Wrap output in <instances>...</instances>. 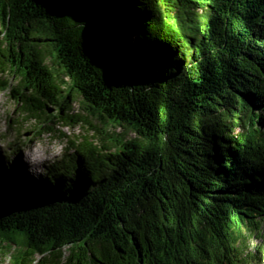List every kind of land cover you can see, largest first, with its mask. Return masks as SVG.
Here are the masks:
<instances>
[{"label": "trees", "instance_id": "trees-1", "mask_svg": "<svg viewBox=\"0 0 264 264\" xmlns=\"http://www.w3.org/2000/svg\"><path fill=\"white\" fill-rule=\"evenodd\" d=\"M0 93L47 132L104 136L70 182L0 186V264L259 259L264 0H0Z\"/></svg>", "mask_w": 264, "mask_h": 264}, {"label": "rangeland", "instance_id": "rangeland-1", "mask_svg": "<svg viewBox=\"0 0 264 264\" xmlns=\"http://www.w3.org/2000/svg\"><path fill=\"white\" fill-rule=\"evenodd\" d=\"M74 110L79 111L78 102L73 103ZM25 116L20 105L7 94L0 93V186L9 185L13 179V183L22 192H26L27 188H33L36 183L43 181L42 178L49 168L53 171L55 167H59L67 177L66 181L70 182L71 170L76 162L72 155L76 145L86 138L96 145L104 141L100 125L97 131L82 122L74 125L54 122L50 126H54L55 131L50 133L46 130L47 123L39 125L38 119H26ZM47 118L45 117L46 120ZM89 121L93 124L96 122L92 118ZM112 129L110 126L109 131ZM120 130L116 128V131ZM35 152L43 157L36 163L32 160ZM27 155L31 156L30 160ZM259 250H264V235L250 241L251 253H256L259 258L252 264H264V254L258 252Z\"/></svg>", "mask_w": 264, "mask_h": 264}, {"label": "water", "instance_id": "water-1", "mask_svg": "<svg viewBox=\"0 0 264 264\" xmlns=\"http://www.w3.org/2000/svg\"><path fill=\"white\" fill-rule=\"evenodd\" d=\"M99 37H96L95 38V46H96V48L99 50V52H100V54H103V52H102V50H101V40L102 39H104V38H106L107 36H109L108 35V33L106 32V30L105 29H103V28H100V31H99ZM101 38V39H100ZM118 44H120V45H123L122 43H118ZM106 46H107V51H108V56L107 57H105V60H107V62H108V64L111 66V67H113V63L110 61V59H112V58H114L116 55H117V53H116V50H115V48H114V46L113 45H108V43L106 42ZM124 46V45H123Z\"/></svg>", "mask_w": 264, "mask_h": 264}, {"label": "bare ground", "instance_id": "bare-ground-1", "mask_svg": "<svg viewBox=\"0 0 264 264\" xmlns=\"http://www.w3.org/2000/svg\"><path fill=\"white\" fill-rule=\"evenodd\" d=\"M38 151V150H37ZM29 160H30V158H31V156H29V155H27L26 156ZM25 158V157H24ZM43 159V157H42V155L40 154V153H33V156H32V160H34V162L36 163V162H39L40 160H42Z\"/></svg>", "mask_w": 264, "mask_h": 264}]
</instances>
